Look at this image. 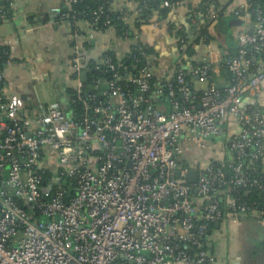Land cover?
Segmentation results:
<instances>
[{
  "label": "built area",
  "instance_id": "2783aa9c",
  "mask_svg": "<svg viewBox=\"0 0 264 264\" xmlns=\"http://www.w3.org/2000/svg\"><path fill=\"white\" fill-rule=\"evenodd\" d=\"M203 6L211 20L220 17L213 0ZM249 8L246 1L234 15L252 17ZM53 12L72 28L69 107L27 109L8 95V52L0 53V264H211L215 224L248 216L264 223V173L244 163L264 165L262 10H253L251 26L234 29L238 50L226 59L208 52L194 65L177 36L169 78L154 74L140 30L116 31L114 41L128 43L122 53L107 46L91 57L93 34L114 27L110 19L99 27L98 10L89 19L59 6ZM200 28L196 36L209 46L210 32ZM184 63L202 88L186 80ZM223 66L233 78L218 85L212 78ZM224 135L219 154L205 157Z\"/></svg>",
  "mask_w": 264,
  "mask_h": 264
},
{
  "label": "crops",
  "instance_id": "0c3cea01",
  "mask_svg": "<svg viewBox=\"0 0 264 264\" xmlns=\"http://www.w3.org/2000/svg\"><path fill=\"white\" fill-rule=\"evenodd\" d=\"M12 8L10 17L0 12V49L8 52L9 62L5 67V90L8 95L16 97L27 109H34L39 103H53L60 101L67 105L69 88L73 84L69 77V60L72 52V28L70 23L61 22L53 12L54 7H61L65 0H7ZM203 0H184L178 4L170 14V21L186 23L187 14L198 9ZM231 0H219L227 5ZM247 0H233L221 13L220 17L211 20L205 12L196 15V27L207 25L212 36L211 43L197 56L204 57L211 52L213 60L226 59L238 50L233 31L236 27L252 25L251 17L245 15L240 18L233 14V10L246 3ZM139 5L138 0H112L114 10H128L130 24L134 26V19ZM191 9V10H190ZM206 19V21H205ZM80 26L89 30L85 21ZM141 39L154 48L157 58L152 62L153 72L158 77H172L178 63L177 29H170L167 20H158L156 16L149 24L141 29ZM116 29L109 27L93 34V46L89 51L91 57H99L110 46L116 53H122L128 43L121 40L114 41ZM203 53V54H202ZM219 84L227 85L231 82L229 74L220 72L217 75ZM49 81V82H48ZM193 88L203 87L190 80ZM47 86L49 89L40 86ZM246 104H253L254 98L247 95ZM162 107L170 108L168 101L161 100ZM231 130L236 127L230 121ZM226 135L215 138L210 142L208 150L203 155L216 156L218 146ZM264 172V166H263ZM228 229L230 238L224 230ZM208 247L211 244V264H264V223L257 222L252 217H245L238 222H227L212 227L207 237Z\"/></svg>",
  "mask_w": 264,
  "mask_h": 264
},
{
  "label": "trees",
  "instance_id": "16d2710c",
  "mask_svg": "<svg viewBox=\"0 0 264 264\" xmlns=\"http://www.w3.org/2000/svg\"><path fill=\"white\" fill-rule=\"evenodd\" d=\"M139 5L137 8V14L134 19V26H132L129 22L130 15L132 14L130 11L122 9V10H114L112 8V0H77L76 2L68 3V0H65V4L61 6V8L64 11L72 10L75 11L77 14L78 19H89L92 17L94 11H99V14L97 17L99 18L97 26L102 27L103 20L108 17L111 21V26H114L117 33H121L124 30H130L131 32H134L135 29H141V27L144 24H149L152 22L153 18L156 16V19L158 20H167L169 28L172 30L176 28L177 26H180V28L175 32L177 36L184 37L185 43H186V53L187 56L191 57V62L194 65L201 64L202 59L201 56H197V53H200V48L203 49V51L206 49V46L208 42H204L202 40L201 36H196V30L197 27L194 23V18L196 17L197 13L199 11L205 12V7L203 6V0L201 5L198 9L191 8L190 12L187 14L188 21L186 23H174L170 21V14L176 8V5L174 7L172 6H164L163 3L165 0H138ZM171 3H182L184 0H169ZM215 2V6L220 9L221 13H223L227 6L233 1L231 0L229 4L222 5L220 4L219 0H213ZM250 4L249 12L252 14V17L250 18L251 21H253V10L255 8H260L263 11L264 14V0H247ZM237 9V8H236ZM235 9V10H236ZM233 10V14L234 11ZM0 12L3 18L4 16L10 17L12 11L11 6L8 5L7 0H0ZM244 14L243 12H241ZM129 19V20H128ZM206 21V19H205ZM209 22H204V25H202L200 28V31L203 33L208 32V25ZM211 39L212 36L210 35ZM177 45H179V42H177ZM2 52V49H0V53ZM148 52L151 54L152 61L155 62L157 58V54L155 53V50L153 47H149ZM203 54V53H202ZM184 70H185V78L187 81L190 82L192 79V75L190 73V69L187 64L184 63ZM221 72L225 74H229L231 78H233V75L229 71V69L226 66H223L221 69ZM217 75H214L212 78L213 81L217 82ZM175 78V77H174ZM232 80V79H231ZM246 166H249L253 169L255 176L263 175V164L261 162H253L250 157H247L244 161ZM249 196L252 199L258 198L259 195L255 191H250Z\"/></svg>",
  "mask_w": 264,
  "mask_h": 264
},
{
  "label": "water",
  "instance_id": "95a60500",
  "mask_svg": "<svg viewBox=\"0 0 264 264\" xmlns=\"http://www.w3.org/2000/svg\"><path fill=\"white\" fill-rule=\"evenodd\" d=\"M82 78L84 80L87 79V74L85 72L82 74ZM67 107H69V105H67ZM261 110H262V112L264 111L262 107H261ZM179 175L180 174L178 173L177 176H179ZM196 180H197V171L195 169H192V170L189 171L188 181L191 182V183H194V182H196ZM216 225L219 226L220 224L217 223ZM208 248H209V253L208 254H209L210 257H212L211 244L209 245Z\"/></svg>",
  "mask_w": 264,
  "mask_h": 264
},
{
  "label": "rangeland",
  "instance_id": "374dc122",
  "mask_svg": "<svg viewBox=\"0 0 264 264\" xmlns=\"http://www.w3.org/2000/svg\"><path fill=\"white\" fill-rule=\"evenodd\" d=\"M49 82V81H48ZM48 86V85H47ZM46 85L45 86H40V87H44V90H46V88L47 89H49L48 87H47ZM224 233H225V235L228 237V238H230V232L228 231V229H226V230H224Z\"/></svg>",
  "mask_w": 264,
  "mask_h": 264
}]
</instances>
